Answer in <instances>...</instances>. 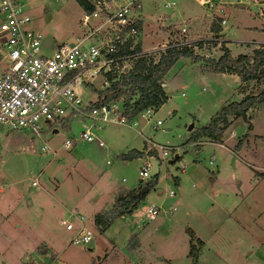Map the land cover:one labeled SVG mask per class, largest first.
I'll use <instances>...</instances> for the list:
<instances>
[{"label": "rangeland", "instance_id": "rangeland-1", "mask_svg": "<svg viewBox=\"0 0 264 264\" xmlns=\"http://www.w3.org/2000/svg\"><path fill=\"white\" fill-rule=\"evenodd\" d=\"M18 1L31 19L28 28L42 35L47 55L56 45L74 43L85 34L76 0ZM172 2L175 6L167 8ZM216 7L224 10L225 26L214 16L208 18L207 8ZM135 15L140 19L138 40L144 38L145 48L165 42L183 23L188 25L184 41L221 35L234 58L264 47V0H212L205 7L192 0H142ZM213 25L219 28L216 33ZM114 39L107 30L98 33L104 48L115 44ZM119 41L130 38L121 35ZM222 53L213 42L193 51L204 61H217ZM0 60L2 72L6 64ZM203 66L179 59L163 79L168 101L155 118H137L135 128L106 125L95 131L104 148L77 141L89 126L78 119L39 139L0 131V264H192L187 256L192 235L204 242L199 264H264V104L248 111L251 130L248 122L234 119L219 141L204 138L199 151L186 144L221 107L263 92L264 69L257 81L242 86L240 95L236 76L210 73ZM100 85L99 79L93 88L98 91ZM95 98L83 88L84 103ZM155 119L162 121L156 131L151 129ZM238 142L241 150L235 152ZM151 143L178 150L163 159L158 150L147 153ZM43 144L49 151H41ZM132 150L140 154L124 164L121 155ZM147 161L150 178L141 180L139 171ZM154 176L157 182L149 190L146 184ZM33 181L38 185L33 187ZM140 185L145 199L133 203L131 215L116 217L118 196ZM143 204L160 209L153 221L141 218ZM71 215L86 217L93 233L89 246L70 243L72 233L60 221ZM113 218L101 234L103 226L96 221L108 225Z\"/></svg>", "mask_w": 264, "mask_h": 264}, {"label": "built area", "instance_id": "built-area-1", "mask_svg": "<svg viewBox=\"0 0 264 264\" xmlns=\"http://www.w3.org/2000/svg\"><path fill=\"white\" fill-rule=\"evenodd\" d=\"M86 1L91 12H82L81 23L85 34L77 37L74 43L59 44L47 55L43 53L42 35L28 28L31 19L20 2L0 0V59L5 60L6 64L0 75V131L29 133L39 139L43 133L52 132L59 126L64 127L71 119H78L83 123L88 122L89 126L79 135L77 141L96 143L103 148L105 145L95 135V131L106 125H127L135 128L138 126L137 118L152 121L158 109L148 107L131 117L136 95L93 108L92 105L98 101V96L93 91L97 80L101 81L98 91H104L115 83L121 84L123 76L132 71L138 60H144L146 64H156L169 51L187 48L198 52L206 49L211 42L216 49H222L224 41L217 34L204 41H184L188 34L187 23H183L175 31H170L165 42L145 48L144 38L142 37V42L138 40L141 34L140 19L135 15V9L140 7L142 0ZM192 1L202 7L212 2ZM216 5L221 4L217 2ZM174 6V2L167 4V8ZM206 11H211L208 18L214 16L225 26L222 8H207ZM93 21L96 23H92ZM101 30H107L115 38L112 41L115 44L111 43L107 48L100 45L98 33ZM121 35L127 36L130 41L120 44ZM126 44L129 45V50L137 45H140V49L132 54H120L125 52ZM83 88L95 93V100L84 103ZM122 90L128 93L129 86H124ZM127 99H131L129 106L125 103ZM151 125V129L156 131L162 126V121L155 119ZM139 133L143 135L142 130ZM70 144V140L65 142L66 146ZM157 150L165 159L178 148L151 143L147 153ZM41 151L47 152L49 148L43 144ZM150 171L151 164L147 161L140 168V179H149ZM37 185V181H33L32 186ZM174 195L173 191L169 192L170 197ZM137 205L140 208V204ZM143 207L141 218L147 221H153L160 213L157 206L143 204ZM60 224L67 232L72 233L71 244L89 246L92 242L93 233L87 228L84 217L71 215L69 219H62Z\"/></svg>", "mask_w": 264, "mask_h": 264}, {"label": "trees", "instance_id": "trees-1", "mask_svg": "<svg viewBox=\"0 0 264 264\" xmlns=\"http://www.w3.org/2000/svg\"><path fill=\"white\" fill-rule=\"evenodd\" d=\"M80 8L85 12H91V7L88 5L86 0H76ZM213 32L219 31V28L212 26ZM140 49V45H137L132 50H129V45H125V52L120 54H132ZM222 55L217 60H207L204 61L199 57L193 55L190 49L183 48L179 51H169L165 56L156 64H146L144 60H138L134 63L132 71L128 72L127 75L123 76V82L121 84H113L110 89L104 91H97L93 88V91L98 96V101L92 105V107H98L106 105L112 102H117L123 97H129L131 95H136V99L132 104L131 117H135L141 111L148 107H153L159 109L167 101L168 97L163 89V79L168 71L174 66V64L181 58H187L193 62L204 61L203 70L214 73V74H232L237 75L240 81L243 83H249L252 81H257L260 77L262 70L264 69V47H259L251 54L238 55L237 57H232L229 50L225 47V43L222 44ZM110 80L112 79L109 77ZM129 86L128 93L123 91L124 86ZM129 101L126 100V105L129 106ZM264 104V91L256 95H247L239 102H231L221 107L220 110L210 119L206 126H203L196 130L186 141V144H194L200 138H207L212 141H219L221 135L225 132L230 120L243 119L248 122L247 113L253 107ZM252 129L251 123L248 122V130ZM196 151H199V147H195ZM241 150V142H238L234 148L235 152ZM126 156L123 155L120 159H124ZM157 182V177L146 184L150 190L155 186ZM178 183V179L175 180ZM142 186L128 193L125 197L120 198L116 206L118 210L116 217L123 216L125 214L131 215L132 210L135 208L133 203L137 200L143 201L147 193L141 194ZM131 208L127 211V208ZM127 212V213H126ZM115 217V218H116ZM109 220V224L105 225L104 220L100 222L98 219L97 224H102V229L100 233L103 234L107 227L115 219ZM101 219V217H100ZM204 243L191 236L189 241V251L188 258L191 259L192 264H198L200 250L202 249Z\"/></svg>", "mask_w": 264, "mask_h": 264}, {"label": "crops", "instance_id": "crops-1", "mask_svg": "<svg viewBox=\"0 0 264 264\" xmlns=\"http://www.w3.org/2000/svg\"><path fill=\"white\" fill-rule=\"evenodd\" d=\"M173 18H175L176 19V21H177V18H176V16L175 15H172V20H173ZM177 23V22H176ZM177 29V28H176ZM224 43H225V47L228 49V50H230L231 48H230V46H229V44H227V41L225 40V38H224ZM57 46V45H56ZM55 46V47H56ZM54 47V48H55ZM230 48V49H229ZM232 50V49H231ZM188 60H190V59H188ZM191 61V60H190ZM200 63L202 64V65H204V62H202V61H200ZM4 71V70H3ZM2 71V72H3ZM2 72H0V75L2 74ZM234 76H236V78H238V82H239V84H238V92H239V94L241 95V88H242V86H244L246 83H243V82H241L240 81V78L237 76V75H234ZM164 84V83H163ZM163 89H164V91H165V87H164V85H163ZM166 93V92H165ZM167 95V94H166ZM168 97V96H167ZM242 98H244L243 96H242ZM242 100V99H241ZM163 107V106H162ZM161 108V107H160ZM159 108V109H160ZM158 109V110H159ZM71 120H73V119H71ZM193 129V126H191V127H189V130L191 131ZM54 131H57L58 132V130H57V128L56 129H54L53 131H52V134H55V132ZM140 131V130H139ZM139 131H138V134L140 135V133H139ZM143 136V135H142ZM190 137V136H189ZM189 137L187 138V140L189 139ZM231 138V137H230ZM203 139L204 138H200L199 139V141L198 142H196V143H194L193 144V146H194V149H195V147H198L197 145H200V143L199 142H203L202 144H204L205 142L203 141ZM217 145V144H216ZM98 146V145H97ZM217 146H219V145H217ZM100 148V147H99ZM104 148V147H103ZM199 149H202V147H199ZM233 154H234V152L233 151H231ZM136 154H140V152H137V151H130L129 153H128V155H126V157L124 158V159H121L123 162H124V164H125V160L126 159H128L129 157H132V156H134V155H136ZM122 156V155H121ZM109 161H106V165H110V162H109V164H107ZM140 186H142L143 187V185H140ZM136 189V188H135ZM135 189H133V190H135ZM133 190H131V191H133ZM131 191H126V192H124V193H122L120 196H118V197H120V198H122V197H125L128 193H130ZM115 197V196H114ZM119 198V199H120ZM116 199V198H115ZM145 205V204H144ZM97 214H100V212L99 213H96V214H94V216L95 215H97ZM84 216V215H83ZM84 218H86L85 216H84ZM62 220V219H61ZM199 239V238H198ZM203 242V241H202ZM204 243V242H203ZM139 245V243L137 244V246ZM198 264H199V260H198Z\"/></svg>", "mask_w": 264, "mask_h": 264}, {"label": "water", "instance_id": "water-1", "mask_svg": "<svg viewBox=\"0 0 264 264\" xmlns=\"http://www.w3.org/2000/svg\"><path fill=\"white\" fill-rule=\"evenodd\" d=\"M173 20H175V18H173ZM55 133H57V131H54ZM144 193H146L145 192V190H144V188L141 190V194H144Z\"/></svg>", "mask_w": 264, "mask_h": 264}]
</instances>
